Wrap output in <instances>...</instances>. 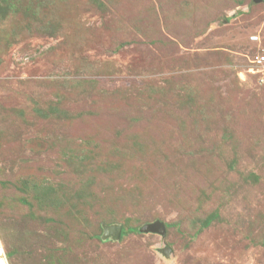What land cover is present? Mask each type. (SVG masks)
<instances>
[{"label": "rangeland", "instance_id": "374dc122", "mask_svg": "<svg viewBox=\"0 0 264 264\" xmlns=\"http://www.w3.org/2000/svg\"><path fill=\"white\" fill-rule=\"evenodd\" d=\"M262 52L264 0H0L8 263L264 264Z\"/></svg>", "mask_w": 264, "mask_h": 264}, {"label": "water", "instance_id": "95a60500", "mask_svg": "<svg viewBox=\"0 0 264 264\" xmlns=\"http://www.w3.org/2000/svg\"><path fill=\"white\" fill-rule=\"evenodd\" d=\"M141 232H152L160 235L164 234V224L161 220H154L151 222L144 223L139 227ZM121 235V225L111 224L103 227V236L119 237ZM168 248L164 249V253L167 255Z\"/></svg>", "mask_w": 264, "mask_h": 264}, {"label": "built area", "instance_id": "2783aa9c", "mask_svg": "<svg viewBox=\"0 0 264 264\" xmlns=\"http://www.w3.org/2000/svg\"><path fill=\"white\" fill-rule=\"evenodd\" d=\"M250 38L251 40H258L257 35H251ZM254 61L258 64L264 63V53H260L256 55ZM0 264H8L4 249L2 248L1 244H0Z\"/></svg>", "mask_w": 264, "mask_h": 264}, {"label": "trees", "instance_id": "16d2710c", "mask_svg": "<svg viewBox=\"0 0 264 264\" xmlns=\"http://www.w3.org/2000/svg\"><path fill=\"white\" fill-rule=\"evenodd\" d=\"M2 2H5L6 0H1ZM138 230L136 227H127V228H121V236L126 234L127 232Z\"/></svg>", "mask_w": 264, "mask_h": 264}, {"label": "clouds", "instance_id": "9594fccd", "mask_svg": "<svg viewBox=\"0 0 264 264\" xmlns=\"http://www.w3.org/2000/svg\"><path fill=\"white\" fill-rule=\"evenodd\" d=\"M257 41V40H256ZM262 53H264V52H262ZM2 248H3V246H2ZM6 255V254H5ZM6 259H7V256H6ZM7 262H8V260H7ZM9 264V263H8Z\"/></svg>", "mask_w": 264, "mask_h": 264}]
</instances>
